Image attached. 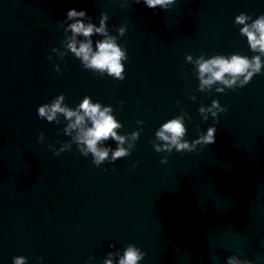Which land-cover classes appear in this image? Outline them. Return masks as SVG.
Instances as JSON below:
<instances>
[{"label":"water","instance_id":"1","mask_svg":"<svg viewBox=\"0 0 264 264\" xmlns=\"http://www.w3.org/2000/svg\"><path fill=\"white\" fill-rule=\"evenodd\" d=\"M69 8L97 23L108 15L109 33L126 49L123 80L83 69L67 51L70 33L59 21ZM240 12L255 18L264 0H176L166 10L135 0H0V264L14 255L28 264L36 256L101 264L129 243L145 252L139 264H224L233 253L264 264V71L235 90L202 92L185 59L253 55L233 24ZM101 38L92 37L93 48ZM60 93L70 107L84 95L111 105L118 134L142 128L130 154L97 166L71 143L53 155L49 144L70 141L67 121L46 122L36 109ZM213 99L227 111L205 120L198 108ZM184 114V139L215 123V142L155 152L152 144L163 143L155 129Z\"/></svg>","mask_w":264,"mask_h":264},{"label":"clouds","instance_id":"2","mask_svg":"<svg viewBox=\"0 0 264 264\" xmlns=\"http://www.w3.org/2000/svg\"><path fill=\"white\" fill-rule=\"evenodd\" d=\"M176 0H135V3H143L149 9L166 10L170 8ZM109 17L106 13L99 14L98 23L87 15L85 9L77 10L69 8L62 20L59 21L65 36L64 47L77 59L83 69L104 76L105 74L113 79H124V63L127 60L126 49L122 47L114 35L109 33L107 25ZM234 25H239V34L245 38L251 56L233 52L228 55L215 54L205 57L204 54L193 59L192 55L186 54L185 59L195 65L196 78L199 81L198 90H210L216 85L215 91L223 93L225 89L235 90L245 86L254 75L264 71V13L258 14L253 18L250 14L240 12L233 19ZM125 26H119L116 31L118 35L125 33ZM96 35L102 37L95 40L93 48L92 37ZM79 37V38H78ZM53 52L57 51L55 48ZM61 56L65 53H60ZM52 60V56L47 57ZM53 68L59 72L58 64L53 63ZM195 100V96L191 97ZM227 111L225 106H221L217 99H213L208 106L201 105L198 113L203 119L207 120L208 114L213 119L217 118V113ZM38 118L46 122L57 124L63 121L67 123L63 127V132L70 137V141L60 144L59 148L52 149L53 155L61 152L70 151V144L75 143L77 150L84 157H91L94 165H101L104 162L112 163L117 158L125 157L130 154L135 147V141L139 138L142 128L133 130L127 137L118 134L117 129L121 128V123L113 115L111 105L101 104L98 100H93L90 96L84 95L74 107L65 103L63 93L56 95L49 102L39 105L36 109ZM185 115H177L164 120L155 129L154 136L163 143H153L152 148L155 152L171 153L193 152L197 145L203 148L205 145L215 142L217 131L215 123L209 125L202 134L191 141L184 139L187 129L185 126ZM138 125H142V120H137ZM109 138L115 142V147L105 145L104 142ZM45 141L44 133L41 132L37 137V142ZM167 156L160 158V163H166ZM135 167V163L133 164ZM109 249L115 248L111 243ZM145 252L135 244L129 243L122 250L105 253L101 264H139L143 260ZM28 257L14 255L11 264H28ZM93 257L89 256V262ZM261 257H257L259 261ZM37 264H42L43 257L36 256ZM224 264H254L252 260L242 258L233 253L225 257Z\"/></svg>","mask_w":264,"mask_h":264}]
</instances>
